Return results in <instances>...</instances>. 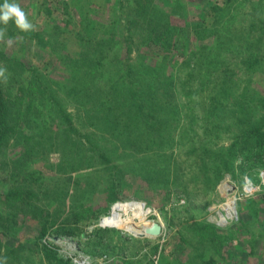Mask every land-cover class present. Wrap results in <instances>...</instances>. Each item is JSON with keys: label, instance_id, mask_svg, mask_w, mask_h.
I'll use <instances>...</instances> for the list:
<instances>
[{"label": "rangeland", "instance_id": "1", "mask_svg": "<svg viewBox=\"0 0 264 264\" xmlns=\"http://www.w3.org/2000/svg\"><path fill=\"white\" fill-rule=\"evenodd\" d=\"M120 1L10 0L32 29L0 28V90L13 128L0 150V264H70L44 243L64 236L62 227H79L82 237H68L94 264H264V161L242 155L233 171L215 178L218 163L211 162L208 184L193 168L195 150L208 159L207 143L208 151L224 157L239 132L233 127L204 137L201 116L220 104L219 83L213 75L201 86L198 76L236 75L235 94L222 99L224 106L256 98L246 119L264 118V0H155L182 30L173 44L181 42L160 52L137 40L126 48L131 33ZM251 43H257L253 55L263 59L255 74L241 64ZM191 55L196 60H188ZM163 64L183 95L159 109L155 76L143 65ZM36 74L62 101L72 129ZM188 114L198 116L196 122ZM252 146L248 153L264 157V148ZM226 179L240 192L246 179L260 190L239 200L238 220L222 227L217 221L229 198L221 190ZM139 203L148 212L143 222L127 207ZM116 214L126 221L122 226H100ZM154 225L159 235L144 231Z\"/></svg>", "mask_w": 264, "mask_h": 264}, {"label": "trees", "instance_id": "2", "mask_svg": "<svg viewBox=\"0 0 264 264\" xmlns=\"http://www.w3.org/2000/svg\"><path fill=\"white\" fill-rule=\"evenodd\" d=\"M5 0H0V6L3 5ZM10 3V0H8ZM120 16L123 17L124 20L127 22V26L125 29H128L127 32H130L131 34L128 35V41L126 43V48H131L134 44V41H138L139 45H149L150 49L153 51H168L170 48L176 45L177 42H181V40H177L175 44H173L174 39H176L177 36H179L181 29L177 28V26L172 25L170 23V19L160 11V6L155 3V0H121L120 1ZM140 24H142L140 26ZM8 25L15 26L14 20H10ZM5 26L4 24H0V28ZM131 26L133 27L131 29ZM138 28H143L144 32L142 35H138L136 33ZM262 33H264V22L260 25ZM255 29V27L251 28L252 30ZM253 33V32H252ZM263 35V34H262ZM141 36V37H140ZM136 38V39H135ZM262 39H264V36H261ZM257 43H251V55L250 57H247L246 60L242 61L241 64L248 70L247 72L251 74H255L259 68L261 67V63L263 61L262 58L256 57L253 55V51L256 48ZM245 49V48H244ZM103 51V50H101ZM130 52V49H129ZM1 54V53H0ZM2 55V54H1ZM118 61L121 60V57H119V54H117ZM195 55H191L188 60H196ZM124 63V61H122ZM118 64V62H117ZM145 68L150 70L152 76H155L154 82L157 83L156 86V92L154 95L158 94L160 95V101L161 104H159L160 107L164 108L162 104L166 102V99L168 98H174L178 101V97L183 95V92L180 90V87L178 88V85L176 82L172 79V77L169 75V73L166 71V67H164V64L161 66H155V65H148L145 66ZM229 66V65H227ZM130 67V63H129ZM197 68H200V64H196ZM27 68V67H26ZM203 67L200 68V70ZM130 71V70H129ZM226 72V71H224ZM209 73L205 72L204 74L198 76L203 77V80H199V84L201 86L206 85L207 83H211L213 81V75L215 76L214 82L219 83V87L215 85L216 88H218V93L216 95V99L220 104L210 112V115L201 116L202 118V134L204 137L208 140L215 138L216 136H220L225 131H228L231 128H236L239 130L238 134L235 137V141L233 143V146L229 148L226 152H221V154L225 155L224 157L217 156L215 154H212L210 151H208V145L207 143H204L202 145L203 149L206 151V153L211 154L208 159L203 158V154L200 155L197 150L194 151V158H196L197 161H195V165H193V168L199 169V176H204V180L201 182L204 184H208L209 181H212V177L210 176L211 169L208 167L211 162H217V168L212 169L214 172V178L215 176L220 177L224 173L223 171H233L235 166V161H241L242 155H246V160H254L257 161H264V157L257 156L254 153H248L255 147L252 145H256L257 149L264 148V118L258 121L257 123H250L249 119L247 120V114L253 113L254 109L257 108L256 98L248 100L247 98H243L242 100H239L236 98L233 99L236 100L233 103L229 104V106H224V100H231L232 95L234 96L235 92L233 91L237 85L238 80L236 79V75L230 77V75H227V73ZM195 76V75H194ZM206 77V78H204ZM37 82L39 86L41 87V90L55 103V106L57 107L58 112L61 113L64 121L67 123L68 127L72 129L73 122L71 120V116L66 113L62 101L59 99V97L50 89L49 83L40 77L39 74H36ZM172 80V81H171ZM143 82L145 80L143 79ZM154 84V83H153ZM209 86L211 84H208ZM205 86V87H208ZM88 86H91V83H89ZM150 88H154L152 85H148ZM200 86V87H201ZM93 87V86H92ZM95 87H93V93L92 95L98 100L99 96L97 97V94L94 92ZM206 90V89H204ZM22 93L26 92V89L21 90ZM103 89L100 87L98 89V94L101 93ZM20 98V97H18ZM228 107V108H227ZM157 108V105H156ZM249 111V112H248ZM188 117L196 122V119H198V116H193L192 114H188ZM10 118L11 114L9 112V108H7V105L5 103V98L3 93L0 90V150L5 145V142L10 135V133L13 131V128L10 124ZM153 118V117H152ZM159 120L158 117H155ZM196 118V119H195ZM181 120V118H178ZM204 119V120H203ZM167 118H161L159 120L160 123L166 122ZM178 121V120H177ZM229 124V125H226ZM206 127L205 131L204 128ZM226 128V129H225ZM199 133V132H198ZM203 150V151H204ZM251 155L252 157H248ZM240 159V160H239ZM244 159V158H243ZM198 180V178H197ZM208 181V182H207ZM198 181L197 184L201 183ZM59 213L58 210H56L53 213V216L56 217ZM67 222V221H66ZM63 230L61 232H58V234L71 237H77L81 236L82 233H80L79 227L76 228H70V227H62ZM45 231V230H44ZM56 254V253H55ZM57 255V254H56ZM68 264V263H67Z\"/></svg>", "mask_w": 264, "mask_h": 264}, {"label": "built area", "instance_id": "3", "mask_svg": "<svg viewBox=\"0 0 264 264\" xmlns=\"http://www.w3.org/2000/svg\"><path fill=\"white\" fill-rule=\"evenodd\" d=\"M221 190L225 195L229 194V198L225 203L221 204L220 210L218 211L217 222L220 226L227 227V225L233 223L235 220H238V201L243 198H251L260 190V187H256L250 180L246 179L242 191L240 192L239 188L235 187L233 182L226 179V181L221 185ZM52 239L48 238L44 241V243L47 246H49L48 242L50 244L52 243L57 248L53 250L57 251L59 255L68 260L70 264H94V259L79 250V246L73 238L62 236L55 238V241Z\"/></svg>", "mask_w": 264, "mask_h": 264}, {"label": "clouds", "instance_id": "4", "mask_svg": "<svg viewBox=\"0 0 264 264\" xmlns=\"http://www.w3.org/2000/svg\"><path fill=\"white\" fill-rule=\"evenodd\" d=\"M10 20H14L16 27L24 32L32 29V24L27 20L25 13L15 3H9L5 0L0 6V24L7 25ZM4 36V32L0 31V39ZM4 76V71L0 70V77ZM6 79V78H5Z\"/></svg>", "mask_w": 264, "mask_h": 264}, {"label": "bare ground", "instance_id": "5", "mask_svg": "<svg viewBox=\"0 0 264 264\" xmlns=\"http://www.w3.org/2000/svg\"><path fill=\"white\" fill-rule=\"evenodd\" d=\"M128 210H129V216L131 217H137L140 219V222H143L146 220L147 216H148V212L147 210L145 209L144 205L143 204H136V205H128ZM113 208V207H112ZM132 208V209H131ZM135 210V211H134ZM134 211V212H133ZM110 217V216H109ZM109 217H105L100 226L101 227H106V228H110V227H118V226H122L126 221L124 219H122V216L120 214H116L115 216H113L112 218H109ZM106 218H109L107 219L106 221H104ZM148 224V223H147ZM146 226H149V225H146ZM150 227V226H149ZM149 227H145L144 228V231L148 234H150V230L154 227H152L151 229H148ZM142 236V235H141Z\"/></svg>", "mask_w": 264, "mask_h": 264}, {"label": "water", "instance_id": "6", "mask_svg": "<svg viewBox=\"0 0 264 264\" xmlns=\"http://www.w3.org/2000/svg\"><path fill=\"white\" fill-rule=\"evenodd\" d=\"M161 232V227L159 225H154V227L150 230V234L152 235H159Z\"/></svg>", "mask_w": 264, "mask_h": 264}]
</instances>
